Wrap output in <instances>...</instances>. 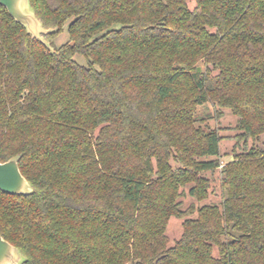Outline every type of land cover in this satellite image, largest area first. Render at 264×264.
I'll return each mask as SVG.
<instances>
[{
    "label": "trees",
    "instance_id": "trees-1",
    "mask_svg": "<svg viewBox=\"0 0 264 264\" xmlns=\"http://www.w3.org/2000/svg\"><path fill=\"white\" fill-rule=\"evenodd\" d=\"M189 1L31 0L52 48L0 3V160L33 187L0 189V233L21 264H264V147L222 163L198 123L211 102L235 147L264 134V0Z\"/></svg>",
    "mask_w": 264,
    "mask_h": 264
},
{
    "label": "rangeland",
    "instance_id": "rangeland-1",
    "mask_svg": "<svg viewBox=\"0 0 264 264\" xmlns=\"http://www.w3.org/2000/svg\"><path fill=\"white\" fill-rule=\"evenodd\" d=\"M190 5H195V0H190ZM69 34L67 28H65L55 39V44L59 45L62 42L68 40ZM53 46V45H52ZM76 59L84 64L88 65V59L82 55L77 54ZM202 69V68H201ZM199 114L203 115V118L200 119L198 122L201 125H210L212 127L218 128L222 135L223 139L221 140L220 147H221V162L224 163L234 157V153L237 150H240L241 147L244 146H252L253 144H258L264 147V134L260 135L259 139H249L248 143L245 144L243 141L240 143V147L237 146V136L236 134L239 133V129L237 128L238 124V116L235 115L229 108L222 109V115H218L215 111V108L211 102H207L201 104L199 106ZM221 167V166H220ZM216 169L213 173L208 171L207 174L212 178V185H211V193L210 196L206 199L207 202H220L222 200V187H221V175L220 169ZM188 191V187L186 188ZM183 203L182 207L187 208L191 205L195 207L199 204L205 202H199L195 198H193L189 193H186L184 196L181 197ZM196 213L194 212L193 215ZM184 218L172 216L169 220L168 227H167V234L170 238V244H174L176 240H178L184 231Z\"/></svg>",
    "mask_w": 264,
    "mask_h": 264
},
{
    "label": "water",
    "instance_id": "water-1",
    "mask_svg": "<svg viewBox=\"0 0 264 264\" xmlns=\"http://www.w3.org/2000/svg\"><path fill=\"white\" fill-rule=\"evenodd\" d=\"M12 16L23 23L33 36L47 43L43 33L57 30L47 29L37 15L31 0H0ZM201 70V66L198 68ZM20 155H15L5 161L0 160V189L12 194H24L33 190L31 182L21 171ZM25 257L19 247L14 245L0 233V264H21Z\"/></svg>",
    "mask_w": 264,
    "mask_h": 264
}]
</instances>
